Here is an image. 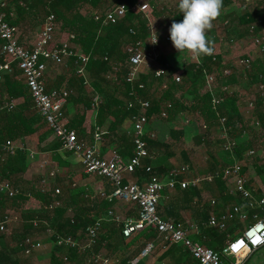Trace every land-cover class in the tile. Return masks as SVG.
Listing matches in <instances>:
<instances>
[{
	"label": "trees",
	"instance_id": "16d2710c",
	"mask_svg": "<svg viewBox=\"0 0 264 264\" xmlns=\"http://www.w3.org/2000/svg\"><path fill=\"white\" fill-rule=\"evenodd\" d=\"M13 1L16 3L17 8L24 10L27 7L30 11L34 12L33 18L38 23L44 22L50 13H54L58 23L56 33L57 31H61L67 37L71 34L75 36L71 40L75 55L69 58L72 76L68 79V85L65 88L68 91V96L63 107V117L66 125L71 129H76L78 133L86 131L83 127L86 121V114L89 110L93 109V95L98 94L101 97V104L97 109L96 123L92 126L93 130L96 126H106L109 134H118L120 127L125 122H130L133 115L145 113L150 119L160 117L165 103L170 102L172 107L168 110L169 114L166 119L180 114L185 119L202 120L207 125L206 133H208L212 130H217L221 124L220 118L225 117V125L228 128L229 136L237 135L249 128L247 125L248 121L244 119V112L242 110L246 104L244 103L245 100L248 99L254 102L251 118L254 116L253 121L255 123L260 122L262 125L261 128L256 126L257 134L254 138L257 135L263 136L264 90H258L252 99L250 96L239 95L238 92L229 93L224 90L216 92L214 87L216 82L218 85H225L224 82L228 84L237 83L240 75L244 80L247 79L246 73L248 72H239L234 67L235 64L232 65L223 60L213 44L214 53L212 55H200L199 63L190 61L179 67L169 63L165 56H161V64L167 67V72L163 76L157 77L154 72L150 71L142 73L132 83L127 82L126 78L129 72L127 65L128 47L131 44L143 42L150 34L147 15L152 14L144 12L143 8L134 9L133 7L137 4V0H11V2ZM232 1L223 0L221 15L214 22H217L226 14L227 7L233 3ZM120 2L127 3L129 10L119 22L106 23L102 18L99 20L95 19L96 15L100 14L103 16L107 10ZM173 7L175 12H172L173 16L169 20L171 22L173 20L179 22L183 19V14H179L178 12V0L174 2ZM4 11L7 21L16 25L8 3ZM233 15H227L228 20L232 21ZM156 16L158 14L154 15V17ZM256 20V17H253L249 12L239 16V21L243 28L242 33H244H241V36H248L247 38H250L249 35L251 33L249 29ZM1 44L2 41L0 39V46ZM79 56L89 57L85 76H77L76 74L74 62ZM262 57H257L252 62V68L257 66V69L260 71L256 73L251 81H262L264 83V61ZM241 58L251 60V56L246 53L242 54ZM2 59L3 57L0 55V62ZM227 69H230L231 73L225 74V70ZM208 73H214L216 77L212 86H209L206 80ZM176 74L181 75L180 82L175 81L174 76ZM140 84H143L144 87L141 88ZM164 84H166V87H163ZM2 85L6 89L7 99L9 101L16 99L18 103L14 110L8 111L3 109L0 111V142L10 141L20 144L23 139L34 135V133L42 128L43 124L41 122L43 118L38 113L32 96L25 86V82L19 78L16 70L4 76ZM132 92L134 94L136 92L139 97L149 101L150 107L144 111L138 107L129 108V103L135 98V95L131 94ZM79 96H81L80 100ZM215 96L222 98L220 104L216 107L213 103ZM79 102L84 103V111L82 113L77 112L73 116L68 117V104ZM238 127L240 129L239 132L237 131ZM129 131L130 128L126 127V130L121 135H118L123 139V145H125L123 152L127 156L132 157L135 148L134 136ZM50 133L51 131L49 133L43 132L42 135L46 137ZM171 135H174V131H171ZM145 138L150 149L158 146L169 148L170 146L167 143L160 144L157 141ZM198 141H202L201 137H198ZM61 146V142L57 140L55 149ZM237 152L240 154V149L237 148ZM223 155L228 156L225 160L229 161V157H231L230 152L224 151ZM262 158L257 156V163L259 164L256 167V171L264 182V159ZM6 163L7 167H5ZM210 167L211 170L213 169L211 172L218 169L214 162L210 164ZM26 169L27 155L25 152H19L17 156H11L7 162H4L2 168L3 176L19 188L20 193L14 197H9L7 194L0 192L1 218L11 216L9 213L10 209L14 208V204L18 201L25 202L33 199V201L35 200L40 203L38 210L36 208L27 209L25 214H22V217H18L20 223L25 226V231L18 236L16 246L24 253V249L20 246L21 242L26 237H31L35 230L47 231V228H53L55 234L78 237L80 240L85 239L84 234L82 237L79 236V232L92 224L94 220L84 218L80 211L77 212L76 209L74 210L70 206V203L67 205L63 203L62 206L50 208L57 194L54 195V191L52 192L48 186V190L47 188L43 189L41 182L37 183V181H40L38 179H36L37 186L34 187V181L24 178ZM242 171L244 173L243 168ZM223 176V173H221L215 181H223ZM205 182L207 183V181ZM61 200L63 202V199ZM70 208L73 209V211L71 210L72 212L69 211ZM35 219L47 220L48 225L40 223L38 226H34L33 221ZM236 229L237 227H231L225 231L209 229L205 232L208 239L202 242V244L216 251H221L225 247L229 235ZM50 238L55 245L53 249L54 253H60L61 250H64L65 247H61L55 242V235H52ZM70 250L71 252L76 251L75 249ZM11 255L12 252L8 245L1 246L0 264H14L11 261ZM64 255H67V253L61 254L60 259L57 256L53 264H65L62 257ZM68 257L72 258L71 255H68Z\"/></svg>",
	"mask_w": 264,
	"mask_h": 264
},
{
	"label": "built area",
	"instance_id": "2783aa9c",
	"mask_svg": "<svg viewBox=\"0 0 264 264\" xmlns=\"http://www.w3.org/2000/svg\"><path fill=\"white\" fill-rule=\"evenodd\" d=\"M175 0H167V4H173ZM244 8L248 7L252 0H237ZM6 3L0 0V39L2 40L1 55L3 56L0 62V83L6 74L13 73L17 68L29 93L32 96L35 107L51 130L52 134L58 138L62 147L76 153L82 162L86 173L91 175H98L106 178L113 191L110 193L104 190L99 191V196L109 202L115 200L123 203L135 204L138 208V217L136 218H122L113 210H109L108 216L116 223H121V232L125 238H131L134 234L144 230H154L156 238L149 242L142 251V255L150 254L156 247L155 241L162 243V247L166 248L172 244H180L189 251L194 259L192 264H243L248 255L257 249L264 246V195L257 199L255 197L254 189L249 186V179L242 171V164L235 163L234 165L223 170L225 177L231 176L234 178V192L241 195L245 200H248L251 209H259L260 212L251 216L248 209L243 205H234L228 209L223 215L217 216L211 214L208 225L212 228L224 230L227 228L231 220L239 219L241 221H248L253 218V221L248 222V225L243 231L230 239L222 251H216L211 247L205 246L199 242L193 241L190 238L189 227L183 222L176 221L170 218H164L158 212V205L161 200V193L165 185L174 187L176 177L181 172H186L188 167L181 170H172L170 172L169 181L164 183L159 178L158 174L153 173L151 166H145V160L150 158V150L146 135L149 134L151 138H156V132L147 131V126L151 123L150 118L145 113L135 114L131 118V128L129 133L134 136V155L129 159H125L120 155L113 154L110 157L100 155L98 143L103 140L104 131L100 126H96L94 141L92 144H87L85 140L79 137L76 129L69 128L63 117V107L67 101L68 92L66 90H48L45 82V73L49 63L56 65L64 64L66 59L75 55L73 51L72 39L75 37L71 34L64 40L57 41L55 33L58 28L57 17L54 13H50L44 20L43 26L33 46L28 47L22 44L19 40V29L16 25L9 23L6 19L4 8ZM145 4L134 5L136 8H145ZM129 7L127 3L120 2L107 10L104 15H96L95 19L102 18L106 23H117L127 13ZM229 20L226 19V23ZM150 34L148 36L147 44L145 42H138L131 44L128 47V75L127 82H134L142 73L154 72L155 76L161 77L167 72V67L161 64V46L163 43H172L170 39V32L164 34L161 38L158 32L149 25ZM257 27L260 29L257 32ZM264 16L256 20L250 27L249 31L250 41L259 49V54L264 56ZM158 35L157 43H152L151 38ZM231 42L235 40L230 39ZM194 57V56H193ZM196 59V57H194ZM88 56H79L75 60L76 74L79 76L86 75V66L88 63ZM197 62L199 58L197 55ZM237 67L244 71H249L252 68V61L248 58H240L237 60ZM231 73L230 69L225 70V74ZM175 81H181V75L174 76ZM206 80L209 86L215 82L216 77L214 73L207 74ZM140 87H144L140 84ZM166 87V84L163 85ZM259 91L264 90V83L261 81ZM134 100L129 103V108L138 107L141 110H146L150 107V102L139 97L137 93ZM93 106L97 108L101 104V97L98 94L94 95ZM222 98L215 96L213 99L214 106L220 104ZM172 107L170 102H166L162 109L160 118H166L169 114V109ZM254 107V102H248L247 108L251 111ZM14 108L13 103H4L0 106V110L6 109L11 111ZM225 117L220 118L224 135H227V126L225 125ZM203 129H207V125L202 122ZM256 126L261 128V123L256 122ZM236 146V141L227 138L223 147L225 151L232 155ZM29 157L35 158L36 153L27 149L23 144H15L10 141L0 142V192L7 194L9 197H14L20 193V189L7 180L2 174L3 164L7 158L16 156L19 152H27ZM264 155L263 150L251 149L249 155ZM45 166L49 165L48 161H43ZM146 167L147 172H151L149 179L145 182H135L126 179L127 173H135L138 169ZM57 171L50 168L47 176L41 180L42 188L48 186V179L55 178ZM219 175V173H218ZM208 181H213L214 176L206 177ZM197 181V180H195ZM189 182H180L181 187L186 188ZM60 188L55 189V194H60ZM214 202V201H213ZM61 203L55 201L51 203L50 208L59 207ZM19 216L0 217V232H7L9 226L13 221L18 220ZM40 223L48 225L46 220L35 219L34 226ZM101 230L100 220L85 228V241L82 242L80 238L73 236H64L62 234H55L51 228L48 229L50 236H56V243L61 247L77 249L78 253L83 256V264H109L110 259L101 252L95 251L97 239ZM24 249L25 255H30L32 252L38 251L44 247L42 241L35 237H26L20 244ZM63 261L68 262V255H64Z\"/></svg>",
	"mask_w": 264,
	"mask_h": 264
},
{
	"label": "crops",
	"instance_id": "0c3cea01",
	"mask_svg": "<svg viewBox=\"0 0 264 264\" xmlns=\"http://www.w3.org/2000/svg\"><path fill=\"white\" fill-rule=\"evenodd\" d=\"M3 1H5L6 4L8 3V5L10 6V12L14 17V20L16 21V26L19 29L20 42L28 47L33 46L43 26V21L38 23L37 20L33 18L34 12L30 11L29 8L26 7L24 8V10L19 9L17 8V5L14 1ZM231 5L227 7L226 14L223 15L222 18L225 17L226 19L227 15L230 14V12L232 11ZM172 6H174V3L166 4L160 9L161 11L167 12V17L171 18L173 16L172 12H175L174 7L172 8ZM246 12L251 13L248 10H246ZM251 14L253 15V17H255L254 13ZM257 14H261V11L257 12ZM159 15L160 14L158 13V16L156 17H154V15L147 16V20L151 28L153 27L154 30L158 32L159 36H161L162 38L164 34H167V31H161V28L154 25L155 20L161 19ZM218 25V22L213 23L214 28ZM213 27L211 28V30L213 29ZM211 30L207 32V35L211 32ZM222 39L223 38L220 39V42L222 41ZM147 40L148 37L144 40L145 44H147ZM245 41L246 42H243L242 44L244 47L237 53L238 58L236 57L231 59L229 57H226L221 51L217 50V48L216 50L218 53H220L223 60L231 63L232 65L235 64L234 67H237V60L240 59L242 57V54L245 53L252 55L251 60L253 62V60L255 61L257 57L259 58L261 56L259 54V49L255 47V49H253L252 51L248 50L247 48L250 42L247 38L245 39ZM1 47L2 44L0 46V55ZM162 48L161 56H165L169 63H172L179 67L185 65L176 62L174 59L169 57V55L172 54V51H170L168 47H165L166 50L165 48ZM262 58L264 61V57ZM185 63H187V60H185ZM15 70L18 72L19 78L22 79L19 70L17 68H15L14 71ZM71 76L72 73L69 58L66 59L62 68H58L56 64L49 63L45 73V82L47 89L66 90L65 88L68 85V79ZM248 79L250 80L249 77H247V79L245 80ZM1 85L2 83H0V89L2 90V92H0V106L4 103H13L15 108L17 106L18 100L12 99L11 101H9L7 99L6 89L3 85ZM238 94L240 95L241 92ZM250 97L252 99L253 96ZM78 98L80 100L81 96H79ZM248 102L243 106L242 110L244 112V119L248 121L247 125L249 126V128L242 131L241 134L238 133L237 135L235 134L229 136L227 128V135L225 136L221 124L217 130L215 129L206 133V130L201 126L202 120L185 119L180 114H177L169 119H166L167 117H156L150 119L151 123L146 128L147 131L156 132V138H151L149 134L146 135L147 138L153 141H157L160 144L167 143L170 146L169 148L159 146L151 149L149 148L150 158L145 160V166H151L153 173L158 174L159 178L162 179L164 183H167L169 181V174L172 170H181L182 168L188 167V170L186 172H181L177 175L174 187L165 185L161 193L158 212L164 218L174 219L176 221L183 222L186 226H188L190 230V238L195 242H199L202 244V242L208 239L205 232H207V230L209 229H216L208 225L211 214L221 216L234 205L245 206L244 208L249 210L251 216L255 213L260 212L259 209H251L249 207L248 200H245L239 194H235V183L233 177L223 176V181H215L216 178L220 176L221 173H223L224 169L238 162L242 164L244 174L249 179V186L254 189L255 197L257 199H260L264 195V182L256 171V167H258L259 164L257 163V156H259L260 158L263 157L262 159H264V155L261 154V151L258 155L248 154L249 150L251 149H259L264 151V148L261 146V142L258 141L261 140L260 138H262V136L257 135V137L254 138L257 134L256 123L255 121H253L254 116H252L251 118L252 110L249 111L247 108ZM14 108L12 110H14ZM67 108L69 112L68 117H71L77 112L82 113L84 111V103H70L68 104ZM97 109L98 107L94 108L93 106V109L87 112L86 121L83 125L86 131H84L83 133H78L79 137L85 140V142L89 145L94 141L95 129L93 130L92 126L96 123ZM177 118L186 120V124H181L180 122H178ZM41 123L43 124V126H41L42 124L40 125L42 128L34 133V135L23 139L20 144H23L27 147V149L35 151L36 153L35 158L31 159L28 155V150L27 152H25L27 155V169L25 171V174L27 172H30L31 170L32 172L33 170L47 171L45 173V176L39 177L41 175L33 176V174L30 177L26 176L25 179L29 180L39 177L38 179H40L41 182V180H43L47 176V172L50 168L55 169L57 172H59V170L60 172L63 171L66 176L73 179L76 190L70 191V193H66V195L64 192L57 194L56 198L59 199H57L56 201H59L61 203L60 206H62L63 203H65L66 205L70 203V206L73 207L74 210L76 209L77 212L80 211L84 218L93 219L94 222L100 220L101 230L94 249L96 252L105 254V256L110 259L109 264H192L194 262V259L189 251L182 245L172 244L166 248H163L162 243L159 241H155L156 247L150 254L143 256V249L149 242L155 240L156 232L154 230H144L134 234L131 238H125L121 232L122 224L116 223L108 216L109 210H113L122 218H136L139 214L137 206L131 203H123L118 200L109 202L105 199L100 198V190H104L107 193L113 191V187L110 185L109 181L102 176L86 173L83 168L81 159L76 153L67 151L62 146L55 149L58 138L54 136L52 132L44 137L42 133H49L51 130L48 128L44 120H42ZM129 124H131V120L130 122H125L120 127V132L118 134L121 135V133L126 130V127L129 126ZM101 128L103 129L104 134L103 140L98 143L100 155L104 157H110L113 154H117L125 159H129L130 157L123 152V150L125 149V145H123V139L120 137V135L109 134L107 132L106 126ZM129 128H131V125ZM237 129V131L239 132V127ZM171 131H174V135H171ZM195 136L201 137V140L203 142H207L212 146L211 147L209 144L206 145V150L204 151V154L206 155L204 164L205 166H201V163L197 161L194 156L193 148L197 149L200 147V145H196L195 141L193 140ZM43 137L44 139H42ZM227 138L236 141L234 152L231 157H229V161L225 160L228 158V156L226 157L223 155L225 151L223 145ZM182 142L184 144V147L183 145H181ZM237 148L240 149V154L237 152ZM10 158L11 157L7 159ZM43 161H48L49 165L45 166L43 164ZM213 162L218 169H216L214 172H211L213 169L211 170L210 164ZM38 167L40 169H38ZM195 169L197 170L194 171ZM150 175L151 174L146 171V167H142L135 173H127L126 179L142 183L147 181ZM209 175L214 176L213 181H208L206 179V177ZM205 181H207V183ZM180 182H189L190 184L186 188H183L181 187ZM46 188L48 190V187ZM50 190L52 192L54 191V195H56L55 189L51 188ZM61 199H63V202ZM71 210L73 211V209L70 208L69 211L72 212ZM251 221H253V218H249V220L246 222L239 219H234L228 223L226 229L216 230L225 231L231 227H237V229L229 235V239L227 240L228 243L230 239L240 234L248 225V222ZM48 229L49 228H47L49 240L50 243L53 244L54 249L55 245L53 240L50 238L51 236L48 232ZM84 231L85 229L79 232L80 237H82ZM81 241L84 242L85 239L83 238ZM42 243L45 245L43 241ZM70 249L72 248L65 247L63 251H60V253L57 252L58 254L54 253L52 250L49 256V264H53V262L55 261L54 259H56L57 256L58 259H60L61 254L64 253H67V255H71L72 257L71 259L69 258V261L65 262V264H83V256L78 253L77 249L75 252H71ZM256 252H260L257 258L261 260L264 257V246L250 253L243 264H247L248 259L252 257Z\"/></svg>",
	"mask_w": 264,
	"mask_h": 264
},
{
	"label": "rangeland",
	"instance_id": "374dc122",
	"mask_svg": "<svg viewBox=\"0 0 264 264\" xmlns=\"http://www.w3.org/2000/svg\"><path fill=\"white\" fill-rule=\"evenodd\" d=\"M137 2H140V4H145L146 7L144 8V12L152 14V15H157L158 13L160 14L159 17H161V19L159 20H155L154 21V25H156L157 27L161 28V31H164L166 33L169 32L170 29V25H171V20H169V17H167V12L161 11V7L165 6L167 4V0H137ZM232 11L230 12V14H234L233 17L231 18L232 21L229 20L228 23H226V18L225 17H221L217 22H218V26L217 27H213V29L211 30L210 33H208V38L212 41V44L215 45V47L217 48V50L221 51L226 57L229 58H238L237 53L244 47L242 44L243 42H246L245 39L248 37H243L241 36L242 30L243 28L241 27V23L239 21V16L241 14H244L246 12V10L250 11L251 13L255 14L256 19L263 17L264 16V0H252V2L250 3V5L246 8H244L242 6L241 3H239L237 0H233L232 1ZM116 5V4H115ZM177 6V4H176ZM261 11V14H257V12ZM161 11V12H160ZM263 11V13H262ZM158 12V13H156ZM229 14V15H230ZM149 15V16H152ZM148 16V15H147ZM167 18H166V17ZM166 18V19H165ZM172 18V17H171ZM164 20V21H163ZM257 32L260 31V29L257 27ZM264 32V28L262 30ZM244 34V33H242ZM250 36V35H249ZM67 37V35H65L64 33H62L61 31H57V33L55 34V38L60 41L63 40ZM222 39V41L220 42V39ZM231 38H233L235 41L231 42ZM250 42V44L248 45V50L252 51L253 49H255V44H253L250 41V38H247ZM217 44V45H216ZM163 47V48H162ZM165 47H168V49L170 51H172V54L169 55V57H171L172 59H174L176 62H179L181 64H186L185 60H187V62H197V55H195L194 53L185 50L183 52H179L177 49H175V47L173 46V43H163L161 48L164 49ZM166 50V48H165ZM196 57V59L194 57ZM252 58V55H250ZM261 57V56H260ZM198 58H200V55H198ZM255 59V58H254ZM256 60V59H255ZM64 64L62 65H57L58 68H62ZM235 68L240 72L244 70H242L241 68H238L235 66ZM260 70L257 69V66L253 67L250 71H248L247 73V77L250 78V80L253 79V77H255L256 73H258ZM242 76L240 75V78H238L237 83H232V84H228L226 82H224L225 85H218V83L216 82L214 87L216 92H220V90H224L227 91L229 93H235L238 92L241 94H244L243 96L245 97H249V96H255L256 92H258L259 89V85L261 81H249V80H244L243 78H241ZM89 88V87H88ZM0 92H2V90L0 89ZM250 100H245L244 103H247ZM178 119V118H177ZM178 122H180L181 124H186V120H182V119H178ZM131 124H129V126H127L128 128L130 127ZM254 131V130H253ZM261 140H258L259 142H261V146L264 148V136H262V138H260ZM193 140L195 141L196 145H200L199 148L194 149L193 148V153L195 158L197 159V161H199L201 164V166H205V154L204 151L206 150V145H208L209 143H205L203 141L199 142L198 141V137H194ZM181 145L184 144L183 142L181 143ZM210 145V144H209ZM211 146V145H210ZM212 147V146H211ZM203 148V149H200ZM203 150V151H201ZM9 159H7L8 161ZM6 161V162H7ZM204 162V163H203ZM9 164V163H8ZM5 167H7V163L5 164ZM200 167V166H199ZM38 169H40L38 167ZM199 169V168H198ZM197 169H195L194 171H196ZM47 171V170H46ZM46 171H34L32 172V170L30 172H27L25 174V177L28 176H38L41 175L39 177L45 176ZM36 172V173H34ZM42 172V173H41ZM38 177V178H39ZM29 179L31 181H34V187L37 186V183L40 181H37L36 183V179ZM27 180V179H26ZM40 180V179H38ZM231 186V185H230ZM48 187L51 189H56V188H60L61 192L66 193H70V191L76 190V186H74V181L71 177L66 176L65 173H63V171L57 172V175L55 178L53 179H48ZM231 188V187H230ZM57 196V195H56ZM55 201L59 198H54ZM39 202H36L35 200L33 201V199H29V201H18L16 204H14V208L10 209V214L11 216H21L22 214L27 211V209H33L36 208V210L39 209ZM25 231V226L22 225V223H20V220L17 221H13L11 223V225L9 226V229L7 232H0V247L1 246H5L8 245V247L11 249L12 252V260L14 262V264H49L50 263V254L51 251L53 250V244L50 243L49 240V235L47 233V231L44 230H35L34 234L32 235L35 238H38L40 240H42L45 245L42 249L32 252L30 255H25L17 246H16V240H18V236L23 233ZM260 254V252H256L252 257H250L248 259V263L247 264H264V257L259 260L257 258V256Z\"/></svg>",
	"mask_w": 264,
	"mask_h": 264
},
{
	"label": "clouds",
	"instance_id": "9594fccd",
	"mask_svg": "<svg viewBox=\"0 0 264 264\" xmlns=\"http://www.w3.org/2000/svg\"><path fill=\"white\" fill-rule=\"evenodd\" d=\"M222 7L223 0H178V12L183 19L173 20L169 29L175 49L180 53L188 50L195 55H212L214 47L207 32L221 15ZM149 40L157 43L158 35Z\"/></svg>",
	"mask_w": 264,
	"mask_h": 264
}]
</instances>
